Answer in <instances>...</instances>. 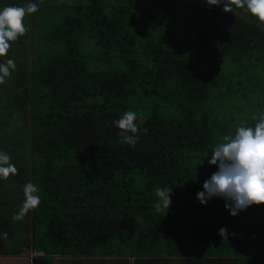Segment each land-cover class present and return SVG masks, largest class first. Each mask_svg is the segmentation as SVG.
<instances>
[{"label":"trees","instance_id":"1","mask_svg":"<svg viewBox=\"0 0 264 264\" xmlns=\"http://www.w3.org/2000/svg\"><path fill=\"white\" fill-rule=\"evenodd\" d=\"M33 2L28 31L0 57L16 65L0 85V151L18 170L0 179V256L26 245L45 253L35 264L128 251L264 258V204L232 216L223 198L197 199L218 170L213 149L264 111V25L205 0H0V10ZM129 110L145 120L135 148L113 123ZM29 182L40 204L15 221ZM157 187L172 188L168 210L155 209Z\"/></svg>","mask_w":264,"mask_h":264},{"label":"clouds","instance_id":"2","mask_svg":"<svg viewBox=\"0 0 264 264\" xmlns=\"http://www.w3.org/2000/svg\"><path fill=\"white\" fill-rule=\"evenodd\" d=\"M205 3L208 6L222 4L225 13H233L234 8L244 10L264 25V0H205ZM38 8L39 5L33 2L23 7L7 6L0 10V57L7 55L10 42H16L26 34L28 28L25 27L24 18L36 13ZM15 69V62L11 59L0 63V85L5 83V79ZM252 120L257 121L254 126H247L246 122H242L241 126L236 128L234 136L225 135L223 142L213 149L208 164L217 166L218 170L205 180L204 190L197 194L201 204H206L213 197L223 198L228 201L225 208L232 216L249 206L264 204V111L252 116ZM144 122L142 113L138 115L131 110L113 121L120 130V141L133 148L139 142V125ZM143 131L147 133L146 128ZM10 161L11 157L0 151V179L7 180L10 174L17 173V168ZM37 192L38 188L33 183L24 185V201L18 213L13 215V220L22 221L30 210L39 206L40 197L36 195ZM155 195L158 197L156 211L168 210L170 197L173 195L172 188L157 187ZM218 234L225 238L227 229L221 228ZM2 235L7 238V233ZM37 256L36 254L30 257V264L35 263L33 259Z\"/></svg>","mask_w":264,"mask_h":264},{"label":"crops","instance_id":"3","mask_svg":"<svg viewBox=\"0 0 264 264\" xmlns=\"http://www.w3.org/2000/svg\"><path fill=\"white\" fill-rule=\"evenodd\" d=\"M19 256H0V264H23L21 259L30 261L31 254L44 256L45 253L33 251L29 246L22 248ZM22 257V258H21ZM50 263L53 264H264V258L233 257V258H208L199 257H173L152 256L143 252L107 253L97 255H63L51 254Z\"/></svg>","mask_w":264,"mask_h":264},{"label":"rangeland","instance_id":"4","mask_svg":"<svg viewBox=\"0 0 264 264\" xmlns=\"http://www.w3.org/2000/svg\"><path fill=\"white\" fill-rule=\"evenodd\" d=\"M126 235H127V234H126ZM33 255H36V254H31L30 257L33 256Z\"/></svg>","mask_w":264,"mask_h":264},{"label":"built area","instance_id":"5","mask_svg":"<svg viewBox=\"0 0 264 264\" xmlns=\"http://www.w3.org/2000/svg\"><path fill=\"white\" fill-rule=\"evenodd\" d=\"M32 264H35V263H32Z\"/></svg>","mask_w":264,"mask_h":264}]
</instances>
